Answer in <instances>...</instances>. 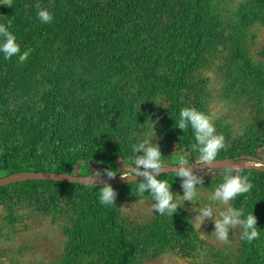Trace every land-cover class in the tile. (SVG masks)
Masks as SVG:
<instances>
[{"label":"rangeland","instance_id":"374dc122","mask_svg":"<svg viewBox=\"0 0 264 264\" xmlns=\"http://www.w3.org/2000/svg\"><path fill=\"white\" fill-rule=\"evenodd\" d=\"M131 2V8L116 10L120 3L110 0H21L22 17L15 21V14L3 15L6 0H0V23H10L9 30L16 36L21 53L30 50L22 63L18 56L10 60L1 57L5 68L0 66V72H14L23 64L29 80L25 86H18L19 81L12 85L0 80V101L5 103L0 102L4 107L0 108V132L5 134L3 142L22 146V155L9 163L12 168L20 164L75 163L70 176L78 179L103 173L100 161L110 155L118 166L116 177L133 175L132 145L151 137L159 144L167 167H176L184 157L191 163L189 167L194 166L193 170L204 178L192 202L177 199L181 206L175 214L188 224L172 228L165 246L150 240L160 214L152 210L150 192L138 195L142 177L134 183L124 179L111 185L117 186V198L110 206L102 205L99 198L94 204L91 199L95 193L89 188L32 191L12 189L16 181L7 182L0 186L6 187L0 191V264H110L117 250L114 232L108 231L107 224L113 218L123 228L124 237L137 248L132 264L245 261L248 249L247 241L241 238L242 230L237 229L236 235L230 232L231 243L223 244L212 236L215 226L211 219L201 230L193 227L191 220L197 215L193 207L212 204L214 209L223 208L208 197L234 164L243 166L247 161L250 166L244 170L264 172V0H203L205 37L200 59L188 70L180 99L183 108L194 107L210 115L217 133L225 137L226 147L212 169L195 164L197 151L183 149L189 141V131L188 127L183 131L176 126L179 116L174 110L171 84L158 77L163 75V63L156 62L146 49L121 44L120 39L98 44V49L87 45L88 36L115 31L113 21L118 13L120 19L131 21L134 6L144 9L138 18L142 14L145 20H155L148 38L170 23L173 0ZM18 3L9 0L7 5L18 7ZM37 4L52 14V23L41 22ZM121 51L123 56H117ZM113 56H117L114 63ZM52 71L67 76L61 87L64 96L69 94L70 103L61 110V121L54 122L58 125L56 133L44 119L50 105L55 106L59 99L49 81ZM52 141L54 151L48 148ZM229 152L241 156L223 162L220 156ZM5 164L0 160V167ZM256 179V175L249 177L252 188ZM95 186L104 184L97 181ZM172 191L184 195L180 184L172 186ZM238 198L239 195L230 204L244 214L252 209L264 210V195L239 207ZM90 208L92 214L85 215ZM83 215L91 226L86 240L77 243L75 227ZM97 224H102L103 230L95 228ZM262 260H253L252 264H264V257Z\"/></svg>","mask_w":264,"mask_h":264},{"label":"trees","instance_id":"16d2710c","mask_svg":"<svg viewBox=\"0 0 264 264\" xmlns=\"http://www.w3.org/2000/svg\"><path fill=\"white\" fill-rule=\"evenodd\" d=\"M18 7L15 6H4L3 15L11 17L12 14H15L17 17L15 21H18L20 17H22V8L20 7L21 0H18ZM111 2L120 3V7H116V10H123L124 6L127 8H131L132 0H110ZM179 1V2H178ZM116 5V4H115ZM119 5V4H118ZM179 5V7H178ZM110 6V5H108ZM140 7V8H139ZM134 6L131 9L130 20L129 22L125 21V19L119 18V13L117 14L116 22L113 21V25L115 24L116 28L114 32L108 33L107 35H93L92 37L88 36L87 45L91 49H98V44H107L115 43L116 39H120L121 44H129L135 45L136 49H146L150 56L156 60L158 63H163L164 69L163 75L159 74L160 79H166L171 84V90L173 95V103L175 105L174 110L175 113L179 116L181 109L183 108L182 101L180 96L182 95L183 89L186 83L187 72L190 68L196 66L200 59V48L205 37L203 30V19L205 15V8L203 0H173L170 5L169 11H171V17L169 19V24L166 26H162V30H156V34L152 38H148L147 35L151 33L149 28L153 26L155 20H145V17H142V14L137 17V14L142 12L143 7ZM17 9V10H14ZM130 11V10H129ZM161 25V23L159 24ZM158 25V26H159ZM120 29V34H119ZM148 31V32H147ZM147 32V33H146ZM149 40H151L149 42ZM28 43V42H24ZM22 52V50H21ZM107 51L104 53L106 54ZM123 56V51L117 54ZM3 54L0 53V66L5 68L4 60L1 59ZM117 56L112 57V62L114 63ZM123 60V57L122 59ZM4 71L0 72V80L7 81L6 83L16 84V81L20 83L18 86H25V83L28 82V75L26 70V65H20L15 69L14 72L5 73ZM12 71V70H11ZM67 76L63 74L61 76L58 71L50 72L49 81L53 82V90H57L56 96L59 98L57 100V104L55 106H51L48 108L47 115H45V124L53 131L54 133L58 130V125H55L54 122L58 121L61 116V110L67 105L69 106L68 96L63 94V88L61 87V83ZM12 84V85H13ZM22 88V87H21ZM67 101L63 103V101ZM4 100V99H3ZM2 102V101H0ZM4 103V102H2ZM5 104V103H4ZM5 106V105H4ZM53 107V108H51ZM0 108L4 109L3 105H0ZM62 119V118H61ZM61 119L59 121H61ZM188 140L184 143L183 149L192 153L191 146L196 143L194 131L191 126H188ZM5 134L0 132V157L2 161L6 162L3 167H0V179L5 178L11 174H19L26 171H35V172H48V173H60V174H68L72 173V168L75 163H60L57 165L44 164V165H16V167L12 168L11 163L16 157H19L22 152L20 149L22 146L14 145L11 146L7 144L9 142L4 140ZM51 146V147H50ZM36 145L34 146V148ZM50 150H55V142L52 141L51 145L48 146ZM60 148V146H58ZM57 151V150H56ZM64 152L65 150H60ZM22 155V154H21ZM58 156V155H57ZM241 156L240 154H236L233 152L225 153L220 156L222 160H235ZM100 164L103 165V172L110 168L113 169L115 174H119L118 166L115 161V157L110 155L107 159L102 158ZM241 175L257 176L254 187L248 193L239 195V198L236 202V206L239 207L244 202H248L249 200H258L264 195V172L255 173L252 170H243ZM158 179L166 180L170 186H177L182 184V179L176 177L174 172L161 174ZM21 187L23 189H29L32 191H38L40 189H53V190H61V189H69V188H89L93 191L94 197H92V202L99 198V189L101 187H94L93 185L84 186L83 184L74 183V182H59L53 180H25L19 181L11 185L12 189ZM0 187V191L5 189ZM113 188L117 189V186H113ZM98 200V199H97ZM95 202L94 204H96ZM93 210L90 208L87 210L85 215H91ZM249 213H254L257 217V228L259 231V238L253 241L252 243H246L247 246V256L243 264H252L253 260H257L259 263L262 262V258L264 257V210L252 209L248 213H245V216ZM109 232H114V240L117 243V250L114 253L113 261L110 264H132L134 258L137 255V248L134 243L128 241L124 237L123 228L120 227L116 220L113 218L110 223ZM179 224H188L187 220H183L178 214L168 215L165 213L164 215L159 216V221L157 227L152 229L150 234V240H155L162 245H166L167 237L172 228H178ZM89 226H91L90 222L87 221L85 223L84 215L77 221L75 227V236L76 242L81 243L83 240H86L88 237ZM177 226V227H175ZM103 226L95 225V228L100 229Z\"/></svg>","mask_w":264,"mask_h":264},{"label":"clouds","instance_id":"9594fccd","mask_svg":"<svg viewBox=\"0 0 264 264\" xmlns=\"http://www.w3.org/2000/svg\"><path fill=\"white\" fill-rule=\"evenodd\" d=\"M9 0H6L5 5ZM38 18L42 23H52L53 16L46 9H42L39 4ZM8 25L0 23V53L3 54L5 60H10L14 56L19 57V61L24 62L30 54V50L21 53L20 45L17 43L16 36L9 30ZM176 122L177 128L185 130L189 125L194 131L195 141L191 148L192 151L198 152L197 165L207 166L209 169L214 168L216 158L220 151L226 147L225 137L218 134L213 122V118L194 107L182 108L179 113V119ZM153 123V122H152ZM154 128L155 124L153 123ZM133 175H120L122 179H130L135 182L136 177H142L143 180L138 183L137 192L139 196H143L146 192H150L154 203L152 210L160 215L167 213L173 215L181 206L177 203V199L184 202H192L198 195V187L204 184L202 175H198L193 167H189L191 163L184 157L177 161V166L174 168L167 167L162 162V153L158 143H154L151 137L143 139L141 142L132 145ZM142 153V155H141ZM249 162L245 161L241 164H234L225 171L223 182L220 183L208 197L213 203H218L223 206L222 209H214L212 204L202 205L199 208H192V211L197 213L191 220L193 227L200 229L205 221L211 219L215 226V231L212 236L223 244H230L229 233L240 229L241 238L248 243H252L259 238L257 228V217L254 213H249L245 216L242 209H236L231 206L230 202L238 195L248 193L252 184L247 175L240 173L249 167ZM174 172L176 177L182 179L181 187L184 195L174 194L172 186L166 180L158 179V177L166 172ZM98 175L81 179L85 183H89L95 187L97 181L103 183V178L114 179L117 175L113 169H106L103 173L96 172ZM117 192L108 184H104L99 189V201L104 206L115 205ZM202 234V233H201ZM204 236V234H202Z\"/></svg>","mask_w":264,"mask_h":264},{"label":"water","instance_id":"95a60500","mask_svg":"<svg viewBox=\"0 0 264 264\" xmlns=\"http://www.w3.org/2000/svg\"><path fill=\"white\" fill-rule=\"evenodd\" d=\"M224 161L229 162L231 160H223V162ZM139 178L141 177H136L134 179H139ZM33 179L53 180V181H59V182H74V183H80V184L85 183L83 180L78 179L76 177H71L68 174L26 171V172L19 173V174H12L3 179H0V186L7 184V182H15V181L19 182V181L33 180ZM122 180L124 179H122L121 177H115L114 179L103 178V183L101 184L117 185L121 183ZM125 180L132 181L130 179H125Z\"/></svg>","mask_w":264,"mask_h":264}]
</instances>
